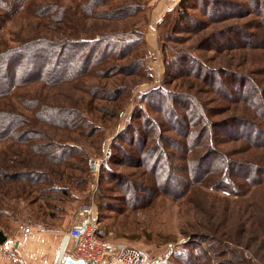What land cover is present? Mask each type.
Here are the masks:
<instances>
[{"label": "rangeland", "instance_id": "374dc122", "mask_svg": "<svg viewBox=\"0 0 264 264\" xmlns=\"http://www.w3.org/2000/svg\"><path fill=\"white\" fill-rule=\"evenodd\" d=\"M181 1L111 0L93 8L90 0H27L20 7L0 6V54L42 39L62 47L73 40L100 44L91 64L84 67L93 51L87 48L60 83L31 77L3 95L13 70L0 73V227L9 237L21 225L33 227L37 233L28 245L35 259L54 264L77 215L92 208L102 238L157 264L174 262L182 251L194 256L193 264H264V177L256 183L245 172L225 178L197 165L213 146L228 161L264 169L263 144L248 141L229 122L242 117L264 132L262 110L256 102L227 98L205 77L214 71L224 81L231 82L228 72L252 79L264 103V0L259 10L250 0H230L240 12L218 22L194 0L185 4L187 20ZM132 7L137 10L121 12ZM132 38L140 44L111 49V43L121 47ZM191 57L201 61L198 72L190 71ZM159 89L167 97L145 101ZM189 99L204 110L203 123L190 121ZM49 108L58 110L55 124L44 118ZM10 115L17 120L13 127ZM176 115L188 123L185 130ZM237 131L243 139L232 136ZM197 134L203 135L199 141ZM151 148L162 151L150 158ZM157 158L163 176L149 164ZM199 173L204 178L195 181ZM1 252L0 246V264H17Z\"/></svg>", "mask_w": 264, "mask_h": 264}, {"label": "trees", "instance_id": "16d2710c", "mask_svg": "<svg viewBox=\"0 0 264 264\" xmlns=\"http://www.w3.org/2000/svg\"><path fill=\"white\" fill-rule=\"evenodd\" d=\"M27 0H0V6L2 8L8 6V2L13 3V6H23V4ZM111 0H90V5L91 7H96L99 4L109 2ZM197 4L200 5V7L204 10L205 14L208 15L211 20H215L216 22L220 20H225V19H230L235 16L236 13L240 12L241 6H239L237 3L232 2L230 0H194ZM253 3V9H258L262 6V4L259 2V0H250ZM191 0H182L180 2V10L182 13H184L185 18L189 20L188 14H185L186 9L184 8L187 6L185 4H189ZM12 6V5H11ZM90 10V9H89ZM135 12L137 9L132 7L126 8L125 10L121 12ZM264 12V11H263ZM187 15V16H186ZM230 15V16H229ZM228 18H224L227 17ZM191 19V18H190ZM183 22V20H181ZM214 21V22H215ZM0 23H2L0 19ZM1 27V26H0ZM243 36L245 37V33H243ZM132 41H128L127 43L125 42L123 46L120 47V42H114L115 44H110L111 49L113 51H118V49L122 50H127L133 47L135 44H140L139 39L132 38ZM123 44V43H122ZM125 46V47H124ZM119 47V48H118ZM221 47V46H220ZM91 49L92 55L88 56L86 61H85V66H88V64H91L93 54H96L97 51L100 48V44H88L86 41L83 40H73V41H67L66 45L62 47L61 45L57 44L56 42L50 41V40H37V41H32L31 43H25L21 45V47H15V48H8L0 54V73L3 71L5 72L4 68L8 67V72L10 73V79L8 80L9 83L6 84V89L7 91H4L3 95L9 94V91L13 90L17 86H21L26 83V81L30 80L31 77L32 79H44L46 82L49 84H55V83H60L63 80H65L71 72H73V67L76 65V62H78L81 57V54H83V51L85 49ZM121 51V50H119ZM83 61V59H82ZM181 61H184L181 59ZM32 62V63H31ZM188 63L193 62L194 67L190 71L198 72V70L202 69L201 67V61L191 57L187 61ZM30 63V66L28 64ZM52 63V67H51ZM179 67H180V61L176 62ZM176 63L170 62L171 66L174 67ZM182 68V67H181ZM48 70V72H47ZM73 70V71H72ZM88 71V70H87ZM183 72H186V70H182ZM207 75V76H206ZM228 78H231V82H229V79L223 80L218 77V74L216 72H207L205 74V77L209 78V82H212V80H215L214 83V88L216 90H219L222 95L226 96L227 98H231V100H234L236 98H240V101H249V102H256L258 105V108L262 110L264 114V103L263 101H260L256 98V96L261 93L260 89L256 86V84L253 82L252 79L246 78L243 79L241 76H231L232 73L228 72L226 73ZM22 79V80H21ZM216 79H219L217 82ZM21 80V81H20ZM224 82H223V81ZM228 86L232 87L234 89L236 87L235 92H231V88ZM232 95V96H231ZM167 97V93H165L163 90L159 89L154 92H151L150 94L146 95L145 101L148 99L152 100H160V98H165ZM178 97V96H177ZM158 98V99H157ZM235 101V100H234ZM186 102V101H184ZM189 109H191L192 106V113L190 118V121L197 122L198 119L203 123L204 118V110L202 107L197 103V101L189 99ZM25 106H29V104L24 103ZM13 107V106H12ZM56 113H58V110L55 109H46L44 112V118L48 123H51V121H54L53 124L56 123ZM11 116V120L9 121L10 126H14L13 124L17 121L13 115ZM177 116V115H176ZM145 117V116H144ZM179 117L178 119H175L177 121V126L183 128L184 130L186 129L185 127L188 125H184L185 120L184 118ZM58 118V117H57ZM4 118L2 117V114L0 113V121L3 122ZM230 123L235 124V126H238L244 134L241 133V135H244L246 139L252 143H261L263 144L261 147H258L259 149H264V140H262V137L264 136V132L261 131L260 128H258L255 124V122H251L248 119L242 118V117H231ZM132 124H130L131 126ZM159 125V124H158ZM157 123H152L151 127L154 128V131H156L157 127H159ZM10 126H8L3 132L6 133L9 131ZM133 126V125H132ZM226 126V125H225ZM193 127V126H192ZM195 128V127H194ZM133 129V128H132ZM219 129H225L224 127H221ZM136 130L134 129V132ZM202 131H206L205 129L200 130V133ZM246 132V133H245ZM142 132H140L141 134ZM238 131L236 133H233L232 136H238L240 140L243 139L241 135H237ZM196 135V140H201L203 135ZM126 137V134L122 135L120 138ZM144 135L137 137L139 140H143ZM150 137V136H149ZM127 138V137H126ZM196 142L193 144L195 145ZM197 144V143H196ZM161 149L157 148H151L148 153L149 157H154L152 156V153L154 155L158 152V155L161 153ZM205 158V157H204ZM220 158L218 163L215 164V159ZM161 158L156 159L155 161L152 159L149 164H151V169H154L156 174H160L163 176V173L166 171L162 165V168L160 169L159 166L161 164ZM217 161V160H216ZM200 167H203L208 169V167L213 169L215 168L216 170H220L219 173H223L225 178L226 177H233L234 175H238L237 173L245 172L246 176L245 177H252L253 181L256 183L260 178V175L264 177V170L261 165H254V164H243V162L235 161V160H227L224 159V157L221 156L220 152L213 146L209 148V151L206 155V158L204 160H200L197 162ZM210 163V164H209ZM223 168V170H221ZM260 172L259 176H255V173ZM200 174V173H199ZM243 174V173H242ZM201 176L196 178L195 181H198L199 179L204 178V175L200 174ZM251 181V180H250ZM255 185H260L259 182ZM9 236L6 234V232L3 230V228L0 227V246L4 243V241L8 238ZM98 237L101 239L102 238L99 235L98 231ZM193 258L192 254L189 252H179L176 257L175 261L170 263V264H193Z\"/></svg>", "mask_w": 264, "mask_h": 264}, {"label": "built area", "instance_id": "2783aa9c", "mask_svg": "<svg viewBox=\"0 0 264 264\" xmlns=\"http://www.w3.org/2000/svg\"><path fill=\"white\" fill-rule=\"evenodd\" d=\"M90 165L93 170L99 169V164L93 160ZM98 231L93 209L81 210L63 237L54 264H67L69 260L83 264H157L147 254L124 243L99 238ZM36 233L33 227L21 225L18 235L8 237L1 245L2 253L17 264H49L46 260L35 259L26 251V242Z\"/></svg>", "mask_w": 264, "mask_h": 264}, {"label": "crops", "instance_id": "0c3cea01", "mask_svg": "<svg viewBox=\"0 0 264 264\" xmlns=\"http://www.w3.org/2000/svg\"><path fill=\"white\" fill-rule=\"evenodd\" d=\"M30 239H31V237L29 238V240H30ZM29 240L26 242V251H27L28 253H30V254H32V255L35 256L36 253H34V252L32 251V242H30L31 245H30V248H29V245H28ZM1 253H2V252H1Z\"/></svg>", "mask_w": 264, "mask_h": 264}, {"label": "water", "instance_id": "95a60500", "mask_svg": "<svg viewBox=\"0 0 264 264\" xmlns=\"http://www.w3.org/2000/svg\"><path fill=\"white\" fill-rule=\"evenodd\" d=\"M67 264H83V263H82V262L75 263V262H73L72 260H69V261L67 262Z\"/></svg>", "mask_w": 264, "mask_h": 264}]
</instances>
